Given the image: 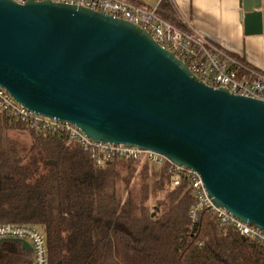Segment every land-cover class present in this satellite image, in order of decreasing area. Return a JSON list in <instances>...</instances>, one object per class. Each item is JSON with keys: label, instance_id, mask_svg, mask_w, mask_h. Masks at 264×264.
Masks as SVG:
<instances>
[{"label": "water", "instance_id": "water-1", "mask_svg": "<svg viewBox=\"0 0 264 264\" xmlns=\"http://www.w3.org/2000/svg\"><path fill=\"white\" fill-rule=\"evenodd\" d=\"M240 4L244 33L263 35V0ZM0 86L94 141L192 168L217 206L264 230V100L207 84L137 24L81 5L0 0Z\"/></svg>", "mask_w": 264, "mask_h": 264}, {"label": "trees", "instance_id": "trees-1", "mask_svg": "<svg viewBox=\"0 0 264 264\" xmlns=\"http://www.w3.org/2000/svg\"><path fill=\"white\" fill-rule=\"evenodd\" d=\"M159 14L183 26L169 1ZM243 75L250 73L239 69ZM14 128L31 131V142L9 136ZM32 132L0 109V222L40 227L49 264H264V249L233 227L224 230L207 210L192 220L187 181L173 185L165 168L153 167L157 180L124 196L115 163L146 162L99 165L77 144ZM0 264H34L33 253L5 240Z\"/></svg>", "mask_w": 264, "mask_h": 264}, {"label": "built area", "instance_id": "built-area-1", "mask_svg": "<svg viewBox=\"0 0 264 264\" xmlns=\"http://www.w3.org/2000/svg\"><path fill=\"white\" fill-rule=\"evenodd\" d=\"M25 3L27 0H15ZM81 5L96 11L123 18L148 31L164 48L175 53L204 82L215 87H225L235 94L264 100V73L252 71L249 77L239 76L242 65L227 54L216 42L192 25L179 26L159 14L165 0H52ZM244 69V66H243ZM0 109L11 120L19 121L35 133L48 132L64 139L66 145L77 144L97 164L123 159L146 161L155 167H164L171 175L173 185L187 181L194 195L189 215L197 220L203 210L214 215L220 226L233 227L249 242L264 249V230L244 222L226 208L217 206L209 195L199 173L192 168L177 165L158 152L125 144L94 141L74 123L50 118L28 109L11 93L0 86ZM25 239L33 247V263L49 264L48 246L44 231L27 222H0V240Z\"/></svg>", "mask_w": 264, "mask_h": 264}, {"label": "crops", "instance_id": "crops-1", "mask_svg": "<svg viewBox=\"0 0 264 264\" xmlns=\"http://www.w3.org/2000/svg\"><path fill=\"white\" fill-rule=\"evenodd\" d=\"M166 1L172 4L183 26L192 25L219 44L242 65L239 69L250 75L252 71L264 73V34L247 36L244 33L240 0Z\"/></svg>", "mask_w": 264, "mask_h": 264}, {"label": "rangeland", "instance_id": "rangeland-1", "mask_svg": "<svg viewBox=\"0 0 264 264\" xmlns=\"http://www.w3.org/2000/svg\"><path fill=\"white\" fill-rule=\"evenodd\" d=\"M7 133L9 136L18 139L19 141H23L25 143L31 142V131H29L28 129L14 128L10 129ZM146 164L148 165L138 162L128 166L127 164H120V162L115 163V172L119 175V178L121 179L117 184L120 194L125 196L127 190H139L144 185L151 184L157 180V177L159 175L157 172L154 171V168L162 170L164 169V167H155L152 163L149 162H146ZM58 263L62 264V262L60 261L56 262V264Z\"/></svg>", "mask_w": 264, "mask_h": 264}]
</instances>
